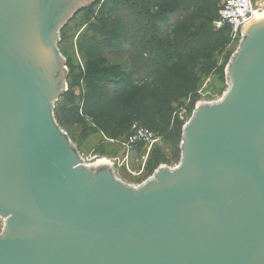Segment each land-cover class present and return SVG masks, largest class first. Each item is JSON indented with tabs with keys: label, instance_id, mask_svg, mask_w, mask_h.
<instances>
[{
	"label": "water",
	"instance_id": "95a60500",
	"mask_svg": "<svg viewBox=\"0 0 264 264\" xmlns=\"http://www.w3.org/2000/svg\"><path fill=\"white\" fill-rule=\"evenodd\" d=\"M98 1L0 0V264H264V19L185 125L180 164L132 186L55 116L62 30Z\"/></svg>",
	"mask_w": 264,
	"mask_h": 264
},
{
	"label": "rangeland",
	"instance_id": "374dc122",
	"mask_svg": "<svg viewBox=\"0 0 264 264\" xmlns=\"http://www.w3.org/2000/svg\"><path fill=\"white\" fill-rule=\"evenodd\" d=\"M150 1L99 0L76 14L61 33L60 49L67 60L69 78L66 92L68 96L62 98L55 109L57 122L69 134L86 164L92 165L105 158L112 160L115 162L117 176L132 186L141 185L152 178L160 167L174 168L180 164L183 129L199 104L222 99L228 90L227 66L240 44V39H234L230 32L216 33L213 27L221 6L228 0H183L184 7L186 3L192 2L197 5L179 23L177 19L180 12L174 11L166 2L147 8L152 13L146 14L144 4H149ZM253 1L264 8V0ZM114 5L118 9L109 15ZM124 5L130 10L128 14L122 11ZM166 8L171 11L167 13L169 9ZM198 14L212 18L210 27L208 21L196 19ZM164 16L167 21L161 26V19L158 17ZM113 21L116 22V36L109 42L112 46L109 50L100 45L109 36V23ZM175 23L177 25L169 31V27ZM197 25L202 31L200 37L206 35L205 44L190 50L187 55L188 63L175 66L172 57L176 40L181 38H177L174 32H184L181 28L193 31ZM145 34L146 37L143 38ZM157 37L160 42H169L174 48L163 63L156 60L164 53L154 45L158 41ZM186 38H190L189 34H186L184 39ZM197 49L198 54L193 52ZM97 50H103L104 53H128L127 57L120 60L104 57L108 65L115 63L114 67H122L124 70L120 74L115 71L108 75L112 83L106 88L111 97L121 89L124 73L131 75L130 79L134 82L128 92V99L121 101L119 105L115 126L108 128V122L104 121L102 115L97 117L106 126L107 133L94 118L97 99L91 100L92 112L88 111V89L90 87L94 92L100 85L94 78L87 80L83 56L98 54ZM94 57L97 60L101 58ZM170 65H173L175 72L163 78L160 85L153 84L154 75L158 78L165 75ZM180 70H183L181 75L178 74ZM184 84L191 90L186 96L181 94V85ZM154 104L164 108L165 118L160 117L163 116L162 110L153 109ZM135 125L154 133L156 142L152 146H133L120 156ZM2 230L3 223L0 220V233Z\"/></svg>",
	"mask_w": 264,
	"mask_h": 264
},
{
	"label": "trees",
	"instance_id": "16d2710c",
	"mask_svg": "<svg viewBox=\"0 0 264 264\" xmlns=\"http://www.w3.org/2000/svg\"><path fill=\"white\" fill-rule=\"evenodd\" d=\"M109 1L112 2L114 0H109ZM141 1H143V0H141ZM162 2H166L169 7L174 8V11L176 10L177 12H180L179 18L177 19V23L181 22L183 20V17L186 16V14L189 16L191 9H193L197 5L196 2H192V3H186V6L184 7L185 2L183 0H151L149 2V4L148 3L144 4L145 13L151 14L152 12L150 13L147 8L157 7ZM127 7H128L127 5H124V7L122 8V11L124 12V14H126V13L128 14V11H130V10H128ZM117 9L118 8L116 5L112 6L109 15L112 13H115L117 11ZM166 9H169V10H167V13H169L171 11L170 8H166ZM118 11H120V10H118ZM195 17L197 20H200V21H208V25L210 27V22H211L212 18L211 19H210V17L206 18L203 16V14H198ZM158 19H161V23H162L161 26L165 25V22L167 21V18H165V16L162 18L158 17ZM177 23L171 25L169 27V31L175 25H177ZM182 25H184V24H182ZM63 30H62V32H63ZM181 31H184V32H178V31L174 32V35L177 38H181V39L176 40V49H175V53L172 57V60H174L173 64L175 66L188 63L187 55L190 54V50L195 48L196 46H199L200 44L204 45L205 44L204 40L206 39V35L205 36L202 35L200 37V35H201L200 33L202 31L200 30L199 25L195 26L193 28V31H189V29H184V28H181ZM215 32L216 33H228L229 31L227 29H225L222 31H215ZM108 33H109V36L102 40V42H101L102 45H100V46L103 48H108L110 50V47H112V46L109 44V42L111 41V39H114L116 36V34H115L116 33V22L113 21V22L109 23ZM186 34H189L190 38H188V40H187V38L184 39ZM145 37H146V34L143 36V38H145ZM157 39H158V41L156 42V44L154 43V45L158 50H162L164 53H163V55L158 56L156 58V60L159 63H163L164 58L169 54V52H173L174 48L168 41H166V39H162V40H165L168 43H165L164 41L160 42V39L158 37H157ZM83 47H85V50H86V46L84 45ZM198 51H199V49H197L196 51H193V52L198 54ZM97 52H98V54L94 53L90 56L85 54V56H83V59L85 61V68H86L85 71H86L87 80L94 78L99 83L98 85H100V86H98V89L94 91L95 93L92 90H90V87L88 89V94H87V101L89 103L88 111L92 112L91 107L93 104L91 103V100L97 99V101L95 102L96 108H95L94 118L97 122H99L100 128L105 133H107L106 126L103 125L100 121H98L97 117L102 115L104 121L108 122V128L112 127V125L115 126V124L117 123L115 121V118L118 116L117 110L119 109V105H120L121 101L128 99V92L131 90L134 82L131 81V79H130L131 75L124 73L122 75V77L124 78V82L122 83L121 89L115 91L114 93H116V94L113 97H111V93H108L107 88H106V86H108L112 83L111 79L109 78L108 75H110L111 72L113 73L115 71H118V73L120 74V72L123 73L124 70L122 67H114L115 63L114 64L110 63V65H108L106 63L107 59L106 58L104 59V57L110 56V57H113V60L114 59L120 60L124 57H127L128 53H122V54H120L119 52L104 53L103 50H97ZM183 53H185V55H183ZM94 55L100 56L101 57L100 60L95 59ZM168 69H169L168 73H166L165 75H163L159 78L155 74L153 77V81H154L153 84H156V86L160 85L162 83L163 78L170 76L172 73L175 72L173 65H170L168 67ZM182 72H183V70H180V71H178V74L181 75ZM100 75H104L105 77H100ZM87 85H88V82H87ZM157 88L160 90L159 87H157ZM148 90H149V88H148ZM190 91L191 90L187 86V84L181 85L182 96H186ZM66 96H68V95L65 94L64 96H62V98L66 97ZM61 99L58 101V103L61 101ZM57 104H56V107H57ZM156 108L158 110L163 111V112L161 111V113H163V116H160V117L165 118V112L166 111L164 110V108H161V107L156 106L154 104L153 109L157 111ZM139 115H140V113H139Z\"/></svg>",
	"mask_w": 264,
	"mask_h": 264
},
{
	"label": "built area",
	"instance_id": "2783aa9c",
	"mask_svg": "<svg viewBox=\"0 0 264 264\" xmlns=\"http://www.w3.org/2000/svg\"><path fill=\"white\" fill-rule=\"evenodd\" d=\"M263 11L264 8L256 5L253 0H228L221 6L213 27L215 31L227 29L234 39L239 38L241 41L245 28L253 21H257L255 18ZM155 142L154 133L135 125L124 150L128 152L131 147L140 144L152 146ZM111 165L115 168V162ZM2 223L4 226V221Z\"/></svg>",
	"mask_w": 264,
	"mask_h": 264
},
{
	"label": "bare ground",
	"instance_id": "6f19581e",
	"mask_svg": "<svg viewBox=\"0 0 264 264\" xmlns=\"http://www.w3.org/2000/svg\"><path fill=\"white\" fill-rule=\"evenodd\" d=\"M256 20H261V19H264V11L263 12H261V13H259L258 14V17L257 18H255ZM254 22V21H253ZM113 162L112 161H110L109 159H107V158H105V159H100L99 161L97 160V162L96 163H94V165H111Z\"/></svg>",
	"mask_w": 264,
	"mask_h": 264
}]
</instances>
